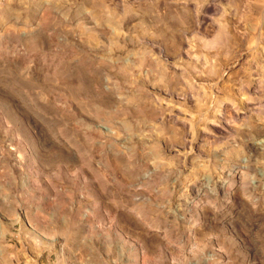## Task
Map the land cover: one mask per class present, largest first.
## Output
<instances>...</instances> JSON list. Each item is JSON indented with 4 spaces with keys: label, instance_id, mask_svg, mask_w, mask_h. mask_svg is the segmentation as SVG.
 <instances>
[{
    "label": "rangeland",
    "instance_id": "obj_1",
    "mask_svg": "<svg viewBox=\"0 0 264 264\" xmlns=\"http://www.w3.org/2000/svg\"><path fill=\"white\" fill-rule=\"evenodd\" d=\"M0 264H264V0H0Z\"/></svg>",
    "mask_w": 264,
    "mask_h": 264
},
{
    "label": "bare ground",
    "instance_id": "obj_2",
    "mask_svg": "<svg viewBox=\"0 0 264 264\" xmlns=\"http://www.w3.org/2000/svg\"><path fill=\"white\" fill-rule=\"evenodd\" d=\"M257 47H259V45L257 46V44H253L251 48L256 49Z\"/></svg>",
    "mask_w": 264,
    "mask_h": 264
}]
</instances>
